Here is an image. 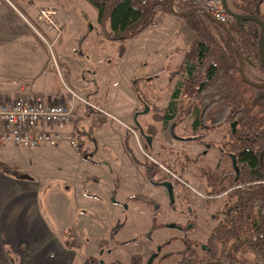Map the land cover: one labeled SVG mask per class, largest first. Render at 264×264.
<instances>
[{
  "label": "rangeland",
  "instance_id": "rangeland-1",
  "mask_svg": "<svg viewBox=\"0 0 264 264\" xmlns=\"http://www.w3.org/2000/svg\"><path fill=\"white\" fill-rule=\"evenodd\" d=\"M4 2L7 5L2 4L7 9L3 10L10 12L13 9L12 12L16 16L10 12L12 17L4 18L3 15L0 19V88L7 86L4 92L8 88H20L22 80L31 77L29 73L32 71L42 72L43 79L47 77L49 69L52 73H49L50 84L46 90L64 85L65 81L62 78L66 80V76L62 59H66L70 67L71 82L80 83L71 86L96 102L100 109L116 116V119H113L106 116L103 111L88 108L87 112L78 114L72 124L50 126L62 134H71L77 141L76 146H73L65 136L59 145L44 144L30 147L8 144L0 148V161L5 160L13 166H0V171L5 176L33 184L39 182L43 184L40 196L41 202L45 204L43 207L41 205L40 209L47 207L48 214L42 213L47 224L38 227L48 236H52L51 240L58 242L60 246L55 245L60 251H51V254L55 255L50 259V264H56L54 259L57 258L64 260L59 264H98L100 248L104 247L105 251L107 250L110 240L106 234L109 227L106 225L108 219L103 222L97 221L95 226H91L93 223L89 226L78 224L86 214L84 208L92 207L88 212L90 214H87L91 221H96V208H101L89 205L81 191L85 193L92 188L98 194V201L103 206L110 207L106 192L111 187L112 177L120 170L123 161H129L128 150L124 146V139L121 138L122 133V137L128 136L135 156L143 160L144 165L159 166L160 174L169 169L185 181L173 176L177 181L176 205L178 208L186 209L191 206L193 213L188 216L189 221L197 226L193 236L199 238L200 242L206 241L205 235L207 233L209 235L217 222L211 218V214L218 213L224 201L229 203L235 201V197L227 198L223 193H216L218 190L215 191L214 188V194L218 195L209 199L212 184L207 180L209 176L216 178L221 166L225 167L224 170L229 168V157L223 155L219 147H225L224 136L230 125L226 123L211 129L200 127L194 130L192 127L194 114L191 112L192 105L197 100L187 89L177 100L179 115L166 126H163L161 116L174 90L173 80L181 79V57L184 54L188 56L193 50L192 35L198 36L193 26L195 23L206 26L220 39L216 23L201 12L189 18L158 8L152 24L144 30L125 40H112L99 24L97 10L87 0H4ZM228 3L233 11L241 13L250 2L228 0ZM260 7V15L264 18V2ZM41 8L56 9L58 12V18L55 17L56 25L48 23L59 30L58 21L64 29L63 34L58 35L56 39L59 40L57 44L54 42L50 44L48 41L46 32L51 27H48L47 22L38 21L37 14ZM186 9H189L188 5H181L176 11L187 12ZM28 27L43 39L46 48L37 43L29 31L26 40L28 42L13 38L15 30L26 31ZM33 46L36 49H33ZM245 67L248 77L264 81V71L258 60L254 64L246 63ZM168 68L173 70L171 74V71L167 72ZM178 72L179 75L176 76ZM7 79H10L9 85L6 84ZM4 96L1 94V97ZM146 107H149V111L140 114ZM137 113L136 122L134 116ZM104 122L107 124H102ZM173 123H175L173 131L177 137L170 132ZM147 136L152 138L151 147L147 142ZM206 143L211 144L210 148H207ZM206 149L207 153L204 154L203 151ZM127 171L133 172L135 177L128 180L122 193L161 192L156 196L158 198L156 202L159 206L167 207V193L163 192L161 186L147 183L143 165L138 164L135 169L131 167ZM88 176H99L102 184L94 186V179L83 183L82 180ZM129 204L130 211L139 207V204H132L131 201ZM146 208L153 215L152 207ZM112 212L116 215L119 209L116 208ZM99 213L106 214L109 218L111 211L105 207L101 208ZM71 216L77 226L64 224L63 221ZM174 217L169 218L165 215L163 219L170 222ZM150 219L151 217L147 218L146 222H150ZM141 227L139 226L136 231H142ZM34 232L38 234L37 236L41 235L36 230ZM134 233V230H130L127 235L131 236ZM138 250L143 252L140 248ZM198 251L201 252L200 249ZM241 254V257L253 258L252 253ZM125 260V264L130 263V258Z\"/></svg>",
  "mask_w": 264,
  "mask_h": 264
},
{
  "label": "trees",
  "instance_id": "trees-1",
  "mask_svg": "<svg viewBox=\"0 0 264 264\" xmlns=\"http://www.w3.org/2000/svg\"><path fill=\"white\" fill-rule=\"evenodd\" d=\"M87 1L98 11V22L112 40H125L144 30L152 24L158 8L170 11L169 0ZM252 1L249 0L248 7L241 13L260 15L263 0ZM188 7V11L193 9ZM195 14L197 12L191 16ZM107 22L110 29L106 28ZM193 28L198 36L193 40V50L185 55L180 66L181 79L174 87L167 108L163 109L161 121L166 126L179 115L177 100L187 89L197 100L191 112L194 130L229 123L225 149L237 154L240 175L238 181L216 192L227 191L226 197H235V201H224L222 207L227 212L214 228L212 247L216 251L221 249L225 262L264 264V87L252 86L241 77V60L230 48L223 28L216 27L220 39L206 26L195 23ZM229 28L234 36L233 46L246 63L254 64L258 60L263 70L259 53L262 26L256 21L233 17ZM233 122H236L235 130ZM0 166L6 164L0 161ZM213 185H217L216 182ZM241 253H252L253 258L241 257Z\"/></svg>",
  "mask_w": 264,
  "mask_h": 264
},
{
  "label": "crops",
  "instance_id": "crops-1",
  "mask_svg": "<svg viewBox=\"0 0 264 264\" xmlns=\"http://www.w3.org/2000/svg\"><path fill=\"white\" fill-rule=\"evenodd\" d=\"M263 2L261 3V5L263 4ZM2 3L7 5V3L4 2V0H0V19L3 15H4V18L10 17L11 13L15 15L12 12L13 10L12 8H11L12 10L10 11L11 13L9 12V10L4 11L3 9H5L6 7ZM54 6L56 7V5ZM57 10H58V7H57ZM56 17L58 18V15ZM37 18H38V14H37ZM18 19H20L19 16H18ZM46 24L49 25L48 23ZM106 25H107L106 28L110 29V23L107 22ZM57 26L59 27V30H56V28L54 29L51 25L48 26L49 28L50 27L51 28L46 32V34H47V37L49 39L48 41L50 42V44H52L53 42L54 44H57V42L59 41V40L56 41L58 35L63 34L64 29L58 21H57ZM30 30L31 29L29 27H28V30L26 31H18V30L16 31L15 30L13 38L14 39L17 38V39H20L21 41L28 42L26 40L28 39L27 31H29L33 35V37H35V41L41 44L43 48H46L47 46L45 42L43 41V39L40 36H38V34ZM194 37H195V34L192 35V40H194ZM33 49H36L35 46H33ZM62 50L60 49V51ZM184 57H185V54L181 57L180 66L184 60ZM62 66L65 68V70L63 71H64V75L66 76V80H67L66 81L64 77L62 78L63 81H65L64 85L61 84L60 86H54L52 90H46L47 86L50 84V80H48L49 73H52V71L50 72V69H49V73H47V77H44L42 79V72H39L38 70H34L31 73H29L31 77H28L26 79L27 81L25 79L22 80L20 88H15V87L10 88V89L8 88V90L5 91L6 92L5 93L4 89H6L5 87L7 86L1 87L0 88V99L9 98V97L14 98L18 96H28L31 94H34V95L38 94L44 97H55L57 94L63 92L64 90L63 87H65V85H68L72 87L73 89L77 90L73 86H77L80 83L79 81L71 82L70 67L68 66L66 59H62ZM167 72L168 73L170 72L171 74L173 70L169 69ZM178 75H179V72L177 73L176 76ZM140 77L143 78L142 76H136V78H140ZM150 78L152 81L153 77L151 76ZM173 81H175L174 83V87H175L178 80L174 79ZM135 83H137L136 80H135ZM6 84L7 85L10 84V79L9 80L7 79ZM37 86H40V88ZM33 87H36L38 89L34 90L32 89ZM1 94L5 96L1 97ZM98 95L99 93L96 94V96ZM107 110L111 111L110 109H107ZM78 114L79 115L83 114V112L79 111L77 113V116H79ZM140 114H145V113H142L141 111ZM137 118H138V113L134 116V119L136 120V122H137ZM102 124H107V123L104 122ZM174 124L175 123L171 125L170 132ZM110 125H115V124L110 123ZM53 131L55 130L53 129ZM120 131L122 130L120 129ZM60 134L63 137L67 136V134H62V133ZM122 135H121V138L124 139V142H123L124 146H126L128 150L129 161L128 160L123 161L120 167V170L117 171L116 174L112 177L113 183L111 182V187L109 191L106 192L107 197L111 204L110 207L106 205L103 206L98 201V194L92 188L89 191H86L85 193L81 191L84 199L87 201L89 205L100 206L101 208L107 207V209H110L111 212L112 210L118 208V202L125 201L129 197L142 193L138 191L135 192L134 194L132 192L122 193L123 191H125V184L129 182L128 180L132 179V177H135V175H133V172L127 171V170L130 169L131 167L135 169V167H138V164L143 165L146 170V167L144 165L145 162H143V160L135 156V151L132 150L133 148L129 142L128 136L122 137ZM95 143H97L96 136H95ZM149 146L151 147V145ZM2 162H4L6 166L8 165L9 167H13L9 162L7 163V161L5 160H3ZM144 175L146 176V171L144 172ZM93 179L95 180L94 186L96 184H99V185L102 184L101 178L99 176H95V177L88 176L82 181L83 183H87L88 181L93 180ZM83 187H85V185H83ZM42 189H43V184L41 182H39L38 184H35V183L33 184L32 182H28L24 180L8 178L0 171V264H50V259H53L52 256L55 255V254L52 255L51 251L53 252L60 251L59 248L57 249L55 248V245L56 247H60L58 242L51 240L52 236H48L44 230L38 227V226H46L45 224H47L45 218L42 215V213L48 214L47 207L40 209V206L42 205L43 207L44 206L43 204H45L41 202L42 198L40 196V191ZM115 200L117 201L115 202ZM101 208H96V213H97L96 221H91L90 217L87 216V214H90L88 212L91 211L92 207L84 208V211L86 214L84 215V219L78 224L82 226H89L90 224L93 223L91 226H95L97 221L103 222V220H106L107 215L106 214L102 215L101 213H99ZM63 222L64 224H69L68 226L78 225L74 222V220L72 219V216L71 218L67 217V219H65ZM34 230L40 232L41 235L37 236L38 234H35ZM51 243L52 245H50ZM54 261L56 262V264H59V262H62L64 260H59L57 258V259H54Z\"/></svg>",
  "mask_w": 264,
  "mask_h": 264
},
{
  "label": "flooded vegetation",
  "instance_id": "flooded-vegetation-1",
  "mask_svg": "<svg viewBox=\"0 0 264 264\" xmlns=\"http://www.w3.org/2000/svg\"><path fill=\"white\" fill-rule=\"evenodd\" d=\"M224 137L227 140L228 132L225 133ZM206 146L210 148L211 144L206 143ZM225 148L221 146L219 150L223 155L226 154L229 157L230 162H227L229 168L224 170L225 167L221 166V171L217 173L216 178L208 177V182L212 184L209 199L218 195L211 193L213 188L215 191H221L224 185L228 186L231 182H236L239 179L231 156V154H235L237 158V154ZM203 153L206 154L207 149ZM145 167L147 183L163 188V192L168 195V205L167 207L159 206L156 202L158 201L156 196L161 192L151 194L150 191H144L127 198L125 201L118 202L119 212L116 215L111 212L109 218L106 217V220L108 219L106 225L109 226L106 232L107 236L110 237L109 246L106 251L104 247L100 248L98 264H125V259L128 258H130L129 264H201L208 261H223L221 249L216 251L212 247L211 238L214 228L226 215L227 210L225 207H221L218 213L211 214V218L217 220V222L209 235L208 233L205 235L207 236L206 241L200 242L199 238L193 236L197 226H194V222L189 221L188 216L193 213L191 206L186 209L185 207L178 208L176 205V199L178 198L176 194L177 181L173 177L172 171L166 169V172L160 174L159 166L145 164ZM167 182L173 186L174 199L171 198ZM214 182L217 185H213ZM221 193L226 195L227 191L219 192V194ZM130 201L132 204H139V207H135L130 211ZM146 206L152 207V210H154L153 215L150 214ZM165 215L169 218L175 216L174 220L165 221L163 219ZM150 217L151 221L146 222L147 218ZM103 224L105 226V223ZM139 226H142L140 228L142 231H136ZM130 230L135 231L131 236L127 235ZM137 247L142 249L143 252L138 250ZM197 247L201 252L198 251Z\"/></svg>",
  "mask_w": 264,
  "mask_h": 264
},
{
  "label": "built area",
  "instance_id": "built-area-1",
  "mask_svg": "<svg viewBox=\"0 0 264 264\" xmlns=\"http://www.w3.org/2000/svg\"><path fill=\"white\" fill-rule=\"evenodd\" d=\"M174 8L190 5L200 12L212 16L217 21L229 25L233 16L225 9L222 0H173ZM56 9L41 8L38 19L56 25ZM63 92L55 97H44L38 94L0 99V148L12 144L36 147L43 144L59 145L63 136L53 131L52 125L65 126L72 124L79 111H99L116 119L110 112L100 109L97 103L87 95L65 85ZM101 110V111H100ZM135 132V131H134ZM136 133V132H135ZM68 141L77 145L71 134ZM151 158V156H148ZM168 171V169H167ZM180 181V177L172 172ZM184 181V180H182ZM185 182V181H184Z\"/></svg>",
  "mask_w": 264,
  "mask_h": 264
},
{
  "label": "water",
  "instance_id": "water-1",
  "mask_svg": "<svg viewBox=\"0 0 264 264\" xmlns=\"http://www.w3.org/2000/svg\"><path fill=\"white\" fill-rule=\"evenodd\" d=\"M222 3L225 7V9L227 10V12L232 15L234 18L239 19V20H245V21H256L258 22L263 29V34H262V38H261V42L259 45V53H260V60H261V64L264 70V18L258 14H245V13H240V12H235L233 11L228 3V0H222ZM169 10L172 14L178 15V16H183V17H188L191 16L192 14L196 13V12H200V10L198 8H193L191 11H187V12H177L176 9L174 8V3L173 0H169ZM202 13V12H201ZM206 16H208L210 19H212L217 25H219L221 28H223L227 34H228V44L230 46V48L237 54V56L239 57V59L241 60V69H240V74L241 77L248 82L249 84H251L252 86H256V87H264V82H258L255 80H252L250 78H247L246 74H245V66H246V61L245 59L242 57V55L240 54V52L233 46V32L232 30L229 28L228 25L223 24L219 21H217L216 19H214L212 16L204 13ZM149 111V107H146V109L142 112V113H146ZM173 127L172 126V135L177 137V135L174 133L173 131ZM232 127L233 130H235L236 127V122L232 123ZM147 142L149 145H152V138L150 136H147ZM232 158H233V162H234V166H235V170L237 172V178L240 175V168L239 165L237 163V158L235 154H231ZM168 186H169V192L171 195V198L174 199V190H173V186L167 182ZM201 264H231L228 262H223V261H208V262H203Z\"/></svg>",
  "mask_w": 264,
  "mask_h": 264
}]
</instances>
